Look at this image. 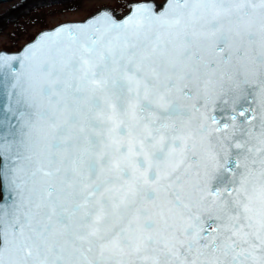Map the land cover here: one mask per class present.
I'll use <instances>...</instances> for the list:
<instances>
[{"label":"snow or ice","instance_id":"1","mask_svg":"<svg viewBox=\"0 0 264 264\" xmlns=\"http://www.w3.org/2000/svg\"><path fill=\"white\" fill-rule=\"evenodd\" d=\"M19 15L0 24V264H264V0Z\"/></svg>","mask_w":264,"mask_h":264},{"label":"trees","instance_id":"2","mask_svg":"<svg viewBox=\"0 0 264 264\" xmlns=\"http://www.w3.org/2000/svg\"><path fill=\"white\" fill-rule=\"evenodd\" d=\"M33 2H34V0H23L20 3H17V4H23V7L16 8V9H12L11 7L8 8V10L5 13L0 15V24H2L4 22V19H6L7 17H17V16H19V14L21 12H24L25 9L27 8V6L29 4H31V3H33ZM20 16H24V15H20Z\"/></svg>","mask_w":264,"mask_h":264},{"label":"rangeland","instance_id":"3","mask_svg":"<svg viewBox=\"0 0 264 264\" xmlns=\"http://www.w3.org/2000/svg\"><path fill=\"white\" fill-rule=\"evenodd\" d=\"M23 0H10L7 2H0V15H2L3 13H5L8 8H10L12 5L20 3ZM38 11H43L41 9H37ZM20 20H24L26 18V16H18ZM14 25L12 23H8V29L10 30Z\"/></svg>","mask_w":264,"mask_h":264},{"label":"water","instance_id":"4","mask_svg":"<svg viewBox=\"0 0 264 264\" xmlns=\"http://www.w3.org/2000/svg\"><path fill=\"white\" fill-rule=\"evenodd\" d=\"M7 1H10V0H0V2H7Z\"/></svg>","mask_w":264,"mask_h":264}]
</instances>
